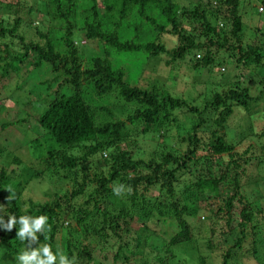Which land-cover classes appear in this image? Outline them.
Segmentation results:
<instances>
[{
    "label": "trees",
    "instance_id": "obj_1",
    "mask_svg": "<svg viewBox=\"0 0 264 264\" xmlns=\"http://www.w3.org/2000/svg\"><path fill=\"white\" fill-rule=\"evenodd\" d=\"M179 1L85 0L82 8L77 0H42L50 21L63 24L59 37L53 35V28L45 35L35 30V35L44 41L42 44L32 39L26 42L21 36L27 19L16 14L18 9H26L27 3L0 2V42L6 39L17 42L16 50L11 49L9 55L3 51L2 61H7L5 67L0 64V78L5 79L7 71L14 70L28 56L34 57L26 75L19 73L17 80H8V85L19 90L18 87L33 79L24 88L25 94L33 91L37 98L44 91L40 101L43 108L35 122L57 147L46 154L50 164L42 161L46 170L56 166L68 173L65 178L76 170L81 174L79 181L72 179L73 191L53 193L51 199L40 203L22 201L20 195L25 184L14 179L13 171L6 173L0 169V205L3 206L0 215L6 221L10 215L17 220L20 216L48 218L44 233H37L35 243L29 244L16 236L19 223L12 232L5 234L1 230L0 264H18L22 252L45 244L51 246L53 253L63 252L74 259L75 264H94L96 253L103 264H204L203 255L200 252L195 255L194 248L189 247L203 231L194 220L197 212L208 213V219L224 220L227 235L233 236L229 248L220 253L221 264H228L234 251L242 250L245 231L253 218L257 214L264 218L262 209L255 213L249 210L252 202L247 197L258 192L250 190L245 178L244 166L250 159L232 156L231 146L218 134L234 107L247 113L249 105L264 100V24L262 27L258 23L250 36L246 34L243 14L253 7L250 0ZM257 2L258 12L264 13V0ZM256 10L257 6L254 14L261 16ZM32 11L30 7L26 14L29 16ZM192 19L199 21L202 31L209 36L205 42L201 35L188 32L186 22ZM79 26L82 27L78 33L80 39L92 41L94 47L98 45V52L103 48L105 54L142 53L146 58L164 54L173 60L203 49L200 58L196 55L199 59L196 68H207L211 70L207 72L209 75L225 77L216 82L220 91L211 93L207 100L202 95V100L193 99L194 103L201 101L199 105L203 106L198 108L192 101L162 89L147 91L136 82L130 85L124 70L113 69L106 57H89V65L84 67L75 46L78 43L73 40ZM163 36L174 44L169 51L160 43ZM220 54L224 56L219 57ZM221 65L231 66V70L229 67L224 70ZM42 66L48 69L44 81L38 80L41 72L37 73ZM243 71L251 76L240 82L236 76L248 75ZM86 86L98 99L113 94L115 110L88 104L83 95ZM5 98L9 100L11 95ZM24 99L15 97L20 105ZM30 102L31 99L26 100L27 105ZM3 105L0 111L5 109ZM123 115V120L116 117ZM180 116L183 118L179 120ZM260 119L263 126L256 136L263 141L257 150L264 157V110ZM5 124L0 127L9 126ZM204 128H215L218 133ZM172 129L175 137L170 134ZM135 130L141 136H155L159 143L147 154L142 150L129 151V133ZM199 133L209 136V141L203 144ZM168 140L172 142L170 146ZM74 147H79L80 156L69 155ZM199 149L205 155L197 156ZM95 155L98 169L89 177L87 163ZM263 157L259 159L256 155V167L259 162L264 163ZM190 162L195 168L186 170ZM179 170L183 172L177 174ZM185 175L191 181L183 184L179 176ZM121 185L125 191L116 195L113 190ZM8 186L13 190L11 201L7 200ZM245 188L250 191L246 192ZM235 204L239 222L230 228ZM149 224L154 228L168 225L171 236L165 240L164 232L154 233L148 229ZM254 227L250 226L252 234ZM62 232L66 237L59 236ZM210 233L211 229L207 234ZM207 234L203 241L209 251ZM256 243L252 241L250 249L253 256ZM260 244L264 245V241Z\"/></svg>",
    "mask_w": 264,
    "mask_h": 264
},
{
    "label": "rangeland",
    "instance_id": "obj_2",
    "mask_svg": "<svg viewBox=\"0 0 264 264\" xmlns=\"http://www.w3.org/2000/svg\"><path fill=\"white\" fill-rule=\"evenodd\" d=\"M257 1L261 0H250L253 7L248 11L246 10L247 14H243L245 32L249 36L251 35L250 32L253 31V28H255V26L258 27V23L261 25L262 23L264 24V13L262 11L258 12V7H260V5ZM0 2H12L13 4L17 2L27 3L25 5L26 9L20 8L16 14V17L27 19L26 27L23 31H20L21 36L26 42L30 39L40 44L44 42L35 35L34 31L37 29L39 30V33L43 35L47 34L50 31V28L54 29L53 35L57 34V37H59L62 33L60 26H63V24H57L50 21L48 15L46 14L48 13V10L46 7H44V2H42V0H36V2H33L32 0H0ZM179 2L182 3L183 0H180ZM77 3L83 8V5H85V0H77ZM256 6V11L257 13L261 14V16H256L254 14ZM30 7L33 11L28 16L26 11ZM14 18L15 16H13V19ZM129 19L130 18L128 16L126 20L128 21ZM186 27H188V32L191 35H201L200 38L204 42L209 38V36L202 31L201 26H199V21L196 19L187 21ZM81 28V26L77 28L73 34V40L75 43H78L75 44V46L80 53L81 58L79 59L84 67L89 65V57H106L111 63L113 69L118 67L124 70L126 74L125 79L130 85H134L136 82L138 87L147 91L151 90V88H153V90L156 92L161 91L162 89L163 91L168 92L173 96L182 98L187 102L192 101V104L198 108L203 106L199 105L201 101L198 102L202 96V99L207 100V96H211V93L220 91L217 90L219 86L216 82L223 80L225 77L219 78L217 75H209L207 72H211V70H208L207 68H196L198 67L196 61L199 60L195 59L196 55H198L200 58L204 53L203 49L193 51L181 58H174L173 60H170V57L164 54L158 58H146L142 53L130 54V56L115 55L114 52L105 54L103 48L101 52H98V45L94 47L92 45V41L85 40V42H83V40L80 39L81 37L78 35V33L80 34L82 32ZM132 38L133 36L130 37V39ZM0 43V64L2 67H5L4 62L7 60L2 61L4 57L3 51L6 50L9 55L11 49L16 50L15 47L17 46V42H9V40L6 39ZM160 43L163 44L166 51L171 50L174 45L172 40L170 41L164 36L160 37ZM55 47L59 50L57 45ZM221 56L224 55L220 54L219 57ZM33 59L34 57L30 55L28 56V60L26 59L25 62L19 64L18 67L14 68V70H8V76H4L6 81L5 79L0 78V106L4 104L3 106L5 107L4 110L0 111V125H6L5 122L9 124V126L4 129L0 127V169H3L6 173L13 171L14 179L16 178V181L18 180L25 184V187L20 195V199L22 201L31 200L41 203L51 199L53 193L62 194L66 191L68 194L73 191L74 187H72V179L74 180V178H76V180L79 181L81 174L76 170L74 175L69 173L71 175L65 178L68 173L62 171L56 166L52 167L51 169L47 168L48 171L46 170V165H44L42 161H46L48 164H50L51 160L46 156V154L51 150L55 151L57 147L50 139L49 135H47L44 130L39 128L35 122V117L38 116L43 108V104L40 101L42 95H44V91H41L40 96L37 98L36 96L34 97L33 91H31V94L29 95L25 94L24 88H27L33 79L31 81L27 80L26 83L22 85L23 88L18 87L19 90L14 89L12 85H8V80L10 78L17 80L19 73L21 76H23L27 71H29V69L32 67L31 64ZM228 65L221 66L225 70V68L229 67ZM214 71H217V69L214 68ZM37 73H40L38 80L43 78L44 81L47 79L48 75L46 76L45 73H48V69L46 66H42L40 71ZM244 73L245 75L248 74L247 72ZM248 76L251 75H242L240 77L236 76V79L240 82L246 81L245 78H248ZM84 89V99L88 104L94 107L105 106L115 110L114 108H116L117 104L113 94H109L108 96H103L98 99L96 94L91 91L89 86L84 87ZM7 94L11 95V98L9 100L7 98L3 99ZM16 96L21 97V99L22 96L25 98L24 101L21 102V105L20 103H16ZM198 98L199 100L194 103L193 99L197 100ZM27 99H31L29 105L26 103ZM24 104L25 106H23ZM263 110L264 100L260 99L258 102L249 105L247 113L239 108L234 107L232 114L227 120V123L221 133H218V130L215 128H204L208 132L213 131L221 134L225 142L231 146L233 153L232 156H239L242 158V160H247L248 158L250 159L247 166H244L245 178L247 184L251 185L250 190L254 189L258 191L257 194L251 193L247 197L248 201L252 202L249 204V210L252 213L257 212L258 209H262L264 211V163L259 164V162L256 167V162L254 161L256 160V155H259V159L263 157V154L261 155V153L257 150L263 139H259L256 136L263 126L262 120L260 119V115L262 114ZM116 117H118L120 120L124 119V115L123 117ZM211 117L212 114L210 115V118ZM182 118L183 116H180L178 119L180 120ZM188 118L190 120L192 119V117L189 115ZM204 119H206V116ZM10 123L13 124L10 125ZM170 134L175 137V130L172 129ZM199 136L203 144L209 141V136L206 134L199 133ZM128 143L130 144L129 151L142 150L147 154L153 150L156 144L159 143V140L152 135L141 136L138 131L136 132L135 130L129 133ZM167 144L170 146L172 142H169L168 140ZM168 145L167 148H170ZM81 154L82 153L79 147H74L69 155L78 157ZM203 155H205L204 150L199 149L197 151V156ZM13 159H16L18 162H14ZM90 160L92 164L90 161L87 163L89 168V177H91L92 172L96 173L98 169L97 155H95V157L91 158ZM54 164L57 163L54 162ZM91 165L94 167H91ZM193 168H195V165L193 162H190L187 164L186 170H192ZM180 172H183V170H179L177 174ZM36 173H39L40 175H38L37 178H32V176ZM179 179L181 182H183V184L191 181V177H187V175L179 176ZM257 182L261 183L257 185ZM249 187L250 186H248V188ZM245 191L249 192L246 188ZM152 195H155V192H152ZM236 208L237 205L235 204L234 210L231 213V222L229 224L230 228H235V225L239 222V216ZM0 217H2V215H0ZM195 217V222L198 221L201 226L200 231H203L199 233L198 239L192 241L191 246L189 247L194 248L195 255H197L198 252L203 255L205 262L204 264H221L220 253L229 248V246L232 244L229 242V240L233 236L227 235L228 231L227 227L224 226V220L215 221L214 219H208V213L206 212H197ZM4 221L6 222V219H4ZM251 225L256 227H254L255 229L253 234L250 230ZM251 225H249L245 231L246 235L243 243H241L242 250L240 252L235 250L234 256L227 262L228 264H264V245L260 244L261 241H264V218L262 215L260 218V214H257L253 218ZM148 229L154 233H157L158 235H160L163 231L165 240L171 236V233L169 232L170 228L166 224L161 225L160 228H154V225L149 224ZM209 229L212 230V233L207 234ZM1 230L5 232V234L12 232V230H4L3 227H0V232H2ZM233 233H236V231H233ZM206 234L207 246L210 248L209 251L206 249V243L203 241L204 235ZM59 236L66 237L64 232H62ZM76 239L80 240L81 238L76 237ZM252 241L257 242L255 245V256H253L250 252ZM99 259L100 258L96 253L94 255V264L97 262L99 264H103V262H101Z\"/></svg>",
    "mask_w": 264,
    "mask_h": 264
},
{
    "label": "clouds",
    "instance_id": "obj_3",
    "mask_svg": "<svg viewBox=\"0 0 264 264\" xmlns=\"http://www.w3.org/2000/svg\"><path fill=\"white\" fill-rule=\"evenodd\" d=\"M195 59H198V56ZM6 191L10 193L7 200L11 201L14 198L11 186H8ZM113 191L116 195H120L125 191V188L121 185L118 188H114ZM127 191L130 192L131 189L128 188ZM0 207L3 206L0 205ZM47 220L48 218L44 215L38 217L20 216L18 220L15 216L10 215L6 222L3 217H0V227H3L6 231H11L19 223L20 227L16 232V236L20 240L29 241V244H31L37 242V233H44ZM17 259L18 264H75V260L69 259L63 252L53 253L51 246L48 244L25 250Z\"/></svg>",
    "mask_w": 264,
    "mask_h": 264
}]
</instances>
